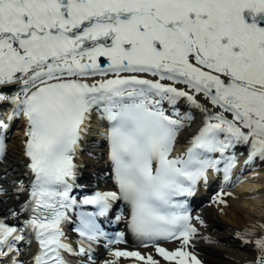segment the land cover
Masks as SVG:
<instances>
[{
    "label": "snow or ice",
    "instance_id": "snow-or-ice-1",
    "mask_svg": "<svg viewBox=\"0 0 264 264\" xmlns=\"http://www.w3.org/2000/svg\"><path fill=\"white\" fill-rule=\"evenodd\" d=\"M12 85L14 94L2 90ZM181 101L205 121L173 157L177 134L191 117L174 119L162 106ZM5 103L12 105L8 121L21 114L26 121L34 179L24 226L0 220V257H19L31 243L24 235L29 230L39 248L33 264H73L69 257L95 264L92 244L105 236L96 217L122 198L139 247L154 251L113 247L126 243L118 233L104 245L111 259L103 264H201L185 250L196 229L176 197L194 194L208 170H218L221 160L212 153L224 157L246 144V164L264 161V0H0ZM93 112L110 122L109 159L119 192H96L78 203L70 195L74 158ZM8 129L0 120V157ZM234 160L224 158L225 181ZM80 205L97 211L77 215L81 239L74 248L63 226ZM177 240L175 250L162 244ZM254 243V264H264V235Z\"/></svg>",
    "mask_w": 264,
    "mask_h": 264
},
{
    "label": "bare ground",
    "instance_id": "bare-ground-1",
    "mask_svg": "<svg viewBox=\"0 0 264 264\" xmlns=\"http://www.w3.org/2000/svg\"><path fill=\"white\" fill-rule=\"evenodd\" d=\"M177 87L183 86L177 85ZM2 90L8 95H12L18 90V87L16 85L4 86ZM179 103L184 107L187 116L192 118L191 126L181 129V140L183 139L188 147L191 138L203 127L205 114L199 109L191 107L186 101H181L177 104ZM201 103H204L202 97ZM10 108H12L11 104L6 106V109ZM14 129L8 140L7 155L0 168V218L4 219L12 217L16 210L15 201L17 197L14 191L23 176V164H21V161L23 160L22 151L25 143L24 132L26 130V121L23 117ZM258 164L264 166V161L260 160ZM258 175L263 180V183L258 187L264 188V173ZM258 175L256 172H247L244 175L245 180L241 184L242 188L225 187L224 193H227L228 199L225 208L220 207V202L224 201L222 194L216 197L215 202L209 203L206 201L205 204L198 208L197 214L200 222L202 221L201 227L199 231L195 232V237L189 242L185 250L196 255L201 264H254L259 256L254 241L259 236L264 235V229L259 227L264 225V190L258 195H254L255 193L249 194L247 193L249 188L246 186L248 183L256 181ZM102 176L103 173L101 171H98V174L95 175L99 180ZM238 234L240 237L245 238L247 242L235 241L233 235ZM163 246L168 250H175L181 247V242L163 244ZM115 247L129 251H154L151 249H133L128 245ZM25 252V248H23L21 256H24ZM98 259L96 264H103L105 260L111 259L109 251L101 254ZM127 262L129 261L121 259L120 264ZM163 264H169V262H163Z\"/></svg>",
    "mask_w": 264,
    "mask_h": 264
},
{
    "label": "rangeland",
    "instance_id": "rangeland-1",
    "mask_svg": "<svg viewBox=\"0 0 264 264\" xmlns=\"http://www.w3.org/2000/svg\"><path fill=\"white\" fill-rule=\"evenodd\" d=\"M90 160H92V159H90ZM210 199V198H209ZM209 201H213L212 199H210Z\"/></svg>",
    "mask_w": 264,
    "mask_h": 264
}]
</instances>
